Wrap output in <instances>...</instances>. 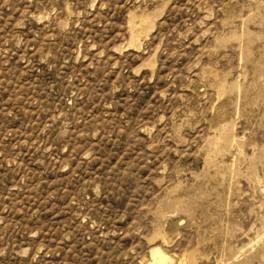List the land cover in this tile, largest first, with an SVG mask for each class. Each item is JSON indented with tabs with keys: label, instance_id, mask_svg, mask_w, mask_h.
I'll use <instances>...</instances> for the list:
<instances>
[{
	"label": "rangeland",
	"instance_id": "374dc122",
	"mask_svg": "<svg viewBox=\"0 0 264 264\" xmlns=\"http://www.w3.org/2000/svg\"><path fill=\"white\" fill-rule=\"evenodd\" d=\"M158 246L264 264V0H0V264Z\"/></svg>",
	"mask_w": 264,
	"mask_h": 264
},
{
	"label": "bare ground",
	"instance_id": "6f19581e",
	"mask_svg": "<svg viewBox=\"0 0 264 264\" xmlns=\"http://www.w3.org/2000/svg\"><path fill=\"white\" fill-rule=\"evenodd\" d=\"M152 260H146V264H182L175 255L169 254L162 246L151 249Z\"/></svg>",
	"mask_w": 264,
	"mask_h": 264
}]
</instances>
